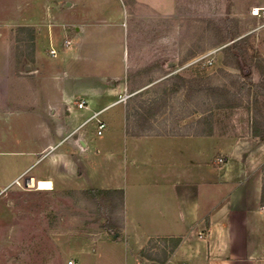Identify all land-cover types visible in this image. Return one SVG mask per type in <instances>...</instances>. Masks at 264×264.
Masks as SVG:
<instances>
[{
  "label": "crops",
  "instance_id": "obj_1",
  "mask_svg": "<svg viewBox=\"0 0 264 264\" xmlns=\"http://www.w3.org/2000/svg\"><path fill=\"white\" fill-rule=\"evenodd\" d=\"M19 10L17 0H0V133L15 144L0 148V188L23 175L37 184L118 191L110 193L120 198L122 219L114 239L123 237L138 263L152 264L140 255L150 239L180 237L163 264H264V139L252 132H132L127 100H119L134 91L128 89L131 64L125 60L120 71L99 72L96 59L84 52L97 21L77 26L74 45L56 47L59 54L51 57L43 48L55 35L31 23L32 0ZM95 10L86 9V17L95 18ZM23 26L39 31L24 69L16 53L17 27ZM81 101L86 105L79 107ZM99 111L107 125L102 135L95 119L88 120ZM67 118L73 134L80 132L81 148L73 153L65 148ZM90 123L93 131H82ZM220 155L222 165L215 161Z\"/></svg>",
  "mask_w": 264,
  "mask_h": 264
},
{
  "label": "rangeland",
  "instance_id": "obj_2",
  "mask_svg": "<svg viewBox=\"0 0 264 264\" xmlns=\"http://www.w3.org/2000/svg\"><path fill=\"white\" fill-rule=\"evenodd\" d=\"M27 3L17 0L18 11ZM32 3L31 23L44 25L55 35L52 42L44 43L48 56L53 45L62 48L65 30L73 37V46L76 27L97 21L85 36L84 52L96 59L98 71H120L129 61L128 89L134 91L119 100H127L132 132L241 136L252 132L255 119L264 117V96L257 94L255 68L256 61H264V0ZM95 8V18L86 17L85 10ZM23 13H18L22 20L18 24L26 20ZM36 30L17 27L16 53L22 58V69L34 54ZM47 66L51 67L50 62ZM64 123L67 134L72 122L67 118ZM49 126L58 127L51 120ZM82 131L92 132V123ZM0 134V148L12 149L15 144ZM79 135L78 131L66 135V151L81 148ZM50 176L60 182L59 174L51 172ZM61 177L72 182L69 173ZM88 190L57 181L48 190L36 184L0 188V264H69L70 260L143 264L136 261L123 237L114 239L122 224L119 196L101 193L94 197ZM163 245L162 238L156 237L144 249L162 257Z\"/></svg>",
  "mask_w": 264,
  "mask_h": 264
},
{
  "label": "trees",
  "instance_id": "obj_3",
  "mask_svg": "<svg viewBox=\"0 0 264 264\" xmlns=\"http://www.w3.org/2000/svg\"><path fill=\"white\" fill-rule=\"evenodd\" d=\"M240 41L234 42L233 46H236L237 44H239ZM255 68L259 75V80H258V83L256 84V88L258 89L257 94L264 96V61L262 60L256 61ZM252 134L255 137L264 139V117H262L261 119L254 120L252 124ZM88 192L93 194L94 197H97V195L101 193L110 194V193H117L118 191L91 189V190H88ZM262 202L264 203V192L262 195ZM161 238H162V241L164 242L162 257L147 254L144 248L140 251V255L147 258L148 260H157L161 264L165 263L167 259L169 258V256L174 252V250L180 244L181 238L180 237H161Z\"/></svg>",
  "mask_w": 264,
  "mask_h": 264
},
{
  "label": "built area",
  "instance_id": "obj_4",
  "mask_svg": "<svg viewBox=\"0 0 264 264\" xmlns=\"http://www.w3.org/2000/svg\"><path fill=\"white\" fill-rule=\"evenodd\" d=\"M65 38L63 39V43H62V49H68V48H71L72 47V44H73V37H71L68 33V30H65ZM49 54L52 56V57H56L58 56L59 54V49H57L56 47L52 46L49 50ZM128 97L127 94H125V96L122 98V99H126ZM86 105V101H81L79 103V107H83ZM100 113L101 111L99 112H95L93 113V115L88 119V120H91V119H95L96 121V125H95V132L97 135H102L106 129V122L100 117ZM215 161L222 165L226 162V159L223 155H220L218 157H216ZM23 175L22 176H19L17 177L11 184H24L25 186H29V182L26 178H24ZM69 264H77L76 261L74 260H70L69 261Z\"/></svg>",
  "mask_w": 264,
  "mask_h": 264
},
{
  "label": "bare ground",
  "instance_id": "obj_5",
  "mask_svg": "<svg viewBox=\"0 0 264 264\" xmlns=\"http://www.w3.org/2000/svg\"><path fill=\"white\" fill-rule=\"evenodd\" d=\"M30 186L36 184L37 185V188L38 189H41V190H48V189H52L53 186H52V182L51 181H44V180H41V181H38V184L34 182L33 179H29L28 180Z\"/></svg>",
  "mask_w": 264,
  "mask_h": 264
},
{
  "label": "water",
  "instance_id": "obj_6",
  "mask_svg": "<svg viewBox=\"0 0 264 264\" xmlns=\"http://www.w3.org/2000/svg\"><path fill=\"white\" fill-rule=\"evenodd\" d=\"M118 236V233H115L114 237H117Z\"/></svg>",
  "mask_w": 264,
  "mask_h": 264
}]
</instances>
